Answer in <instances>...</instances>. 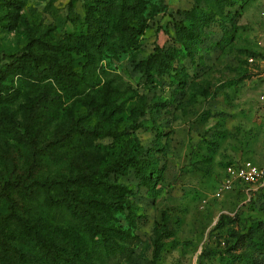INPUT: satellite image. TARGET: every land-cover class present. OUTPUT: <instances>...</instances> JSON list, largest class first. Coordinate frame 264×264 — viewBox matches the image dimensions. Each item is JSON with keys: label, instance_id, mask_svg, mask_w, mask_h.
Returning a JSON list of instances; mask_svg holds the SVG:
<instances>
[{"label": "rangeland", "instance_id": "obj_1", "mask_svg": "<svg viewBox=\"0 0 264 264\" xmlns=\"http://www.w3.org/2000/svg\"><path fill=\"white\" fill-rule=\"evenodd\" d=\"M262 93L264 0H0V264H264Z\"/></svg>", "mask_w": 264, "mask_h": 264}, {"label": "trees", "instance_id": "obj_2", "mask_svg": "<svg viewBox=\"0 0 264 264\" xmlns=\"http://www.w3.org/2000/svg\"><path fill=\"white\" fill-rule=\"evenodd\" d=\"M94 137H100V136H114L115 132H112L110 130H104V131H96L94 130L92 132ZM139 160H137L134 156L132 157H127L124 159H120L115 161L112 165H110L108 168H106L103 171V174H106L108 172H116L120 173L123 171L128 166H131L133 168H137L139 165ZM157 178H152L150 175H145V182L148 186L153 185ZM108 188H112L114 192L124 194L129 192L126 187H124L121 184H105ZM107 206L106 208L108 210L112 209H117L119 210H124L123 206L118 203L114 202H108L106 203ZM86 219L89 224L91 229L90 237L94 240V243L99 244L103 249H105L106 252L109 253H115L117 250H122L123 247L116 242V238H123V239H129L131 238L130 233L128 231H122L118 228H109L106 227L103 223H101L92 213H89V216ZM58 257V249L56 246H51V254L49 259L51 260L52 263H55ZM89 264H95L94 262H90Z\"/></svg>", "mask_w": 264, "mask_h": 264}, {"label": "built area", "instance_id": "obj_3", "mask_svg": "<svg viewBox=\"0 0 264 264\" xmlns=\"http://www.w3.org/2000/svg\"><path fill=\"white\" fill-rule=\"evenodd\" d=\"M250 61L253 59L250 58ZM264 102V93L261 95ZM228 174L235 177L243 184L256 183L258 181L264 183V163L256 165L250 162L244 163L236 168H228Z\"/></svg>", "mask_w": 264, "mask_h": 264}]
</instances>
